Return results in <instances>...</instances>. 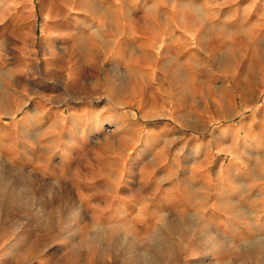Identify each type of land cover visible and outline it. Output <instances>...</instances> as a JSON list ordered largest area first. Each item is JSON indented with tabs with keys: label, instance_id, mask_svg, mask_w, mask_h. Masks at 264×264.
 Here are the masks:
<instances>
[{
	"label": "rangeland",
	"instance_id": "1",
	"mask_svg": "<svg viewBox=\"0 0 264 264\" xmlns=\"http://www.w3.org/2000/svg\"><path fill=\"white\" fill-rule=\"evenodd\" d=\"M141 261L264 264V0H0V264Z\"/></svg>",
	"mask_w": 264,
	"mask_h": 264
},
{
	"label": "crops",
	"instance_id": "2",
	"mask_svg": "<svg viewBox=\"0 0 264 264\" xmlns=\"http://www.w3.org/2000/svg\"><path fill=\"white\" fill-rule=\"evenodd\" d=\"M66 24H68V23H66ZM188 35H191V33H188ZM65 43H67V41L65 42ZM70 43V42H69ZM74 44V43H73ZM75 45H78V44H76L75 43ZM84 46H86V47H84V49L86 50V53H87V55L89 56V54H90V48L89 47H87V45H84ZM78 49V48H77ZM88 56H86V57H88Z\"/></svg>",
	"mask_w": 264,
	"mask_h": 264
},
{
	"label": "bare ground",
	"instance_id": "3",
	"mask_svg": "<svg viewBox=\"0 0 264 264\" xmlns=\"http://www.w3.org/2000/svg\"><path fill=\"white\" fill-rule=\"evenodd\" d=\"M4 176H5V175H4ZM170 228H171V227H170ZM173 228H174V226H173ZM171 229H172V228H171ZM164 239H165V237H164ZM162 242H163V241H162ZM167 242H168V241H167ZM168 243H169V242H168ZM157 244H158V243H157ZM160 244H162V243H160ZM165 245H166V244H165ZM168 245H169V244H168ZM159 247H160V246H159ZM162 247H163V246H162ZM169 247H170V246H169ZM160 248H161V247H160ZM261 249H262V248H261ZM165 250H166V249H165ZM159 251H160V250H159ZM161 252H162V251H161ZM165 252H166V251H165ZM165 252H164V253H165ZM167 252H168V251H167ZM162 254H163V253H162ZM153 255H154V253H153ZM160 255H161V254H160ZM157 256H158V255H157ZM153 257H154V256H153ZM148 258H149V257H148ZM151 259H153V258H151ZM158 259H159V258H158ZM146 260H147V258H146ZM149 260H150V259H149ZM149 260H148V261H149ZM155 260H156V258H155ZM155 260H154V261H155ZM139 261H140V258H139ZM137 262H138V261H137ZM141 262H143V261H141ZM143 263H144V262H143ZM144 264H146V263H144Z\"/></svg>",
	"mask_w": 264,
	"mask_h": 264
}]
</instances>
